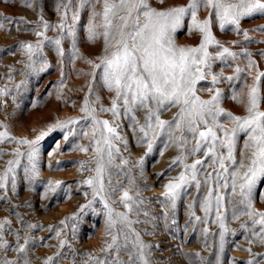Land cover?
<instances>
[{"label":"rangeland","instance_id":"1","mask_svg":"<svg viewBox=\"0 0 264 264\" xmlns=\"http://www.w3.org/2000/svg\"><path fill=\"white\" fill-rule=\"evenodd\" d=\"M28 2L0 0V24L3 25L0 27V90L5 93L0 95V132H7L9 136V140L0 143V177L8 169V161L17 159L14 153L25 154L19 157V165L12 166L14 170L7 173L5 187L0 189V223L8 221L0 232L3 237L0 243L7 242L9 245L7 251L0 248V264H4L5 260L12 264H44L45 261H49V264H100L101 261L115 260L116 253L108 250L112 237L108 234L107 209L100 198L97 197L81 211V205H87L92 199V189L80 182L94 176L96 168L93 125L80 112L85 97L88 96L90 106L97 109V119H112L110 113H100L99 107H110L114 94L103 87L101 71L93 66L105 54L104 40L102 36L94 40L88 38V27L94 13L97 14L95 23H102L103 0H91V4L80 11V19L74 25V36L66 32L62 34L60 29L53 27L40 38L35 32L44 31V21L52 25L60 23L63 9L57 11V5L61 0H31V8L25 6ZM189 2L150 0V6L166 10L187 7ZM78 3L79 0H73L68 25H73L71 17ZM210 11L201 7L197 12L199 21L211 19L212 35L219 42L218 45L209 46V54L215 58L220 56L223 48H227L236 55L213 59L211 72L219 78L218 82L213 84L212 76H207L197 83L196 94L203 100H209L214 95V91L209 89L219 90L221 107L235 116L245 117L247 111L244 104L234 101L232 97L239 93V99L246 101L248 86L253 84L256 71L264 72V56L261 55L264 53V34L256 31L264 27V14L243 17L239 25L225 24L222 27L215 16H209ZM5 19L23 23H4ZM190 25L191 18L186 16L181 28L173 34L177 46L197 47L201 43V33L192 30ZM97 31L102 32L103 29L98 28ZM244 32L248 34L247 39ZM57 38L61 40L59 48L63 50V56L52 42ZM38 42L40 51L29 60L22 45H36ZM245 53L250 55L246 57ZM248 59L255 62L251 71L248 69ZM88 60L93 61V65H89ZM45 62L47 67H44ZM237 66L243 70L241 79L227 80V77L236 76L234 69ZM94 72L97 73L95 90L90 94L89 85L93 82ZM260 87V95L264 98V77ZM97 97L100 98L99 103L95 102ZM260 110L264 111V103ZM176 111L173 108L161 118L170 120ZM137 116L143 122L144 113H137ZM71 120L79 123L63 129L54 127L36 146L38 171L33 174L26 156L28 146L18 145L15 141L35 140L41 131L47 132L50 126ZM117 123L121 125L119 135L127 142V148L123 142L116 143L120 151L115 154L104 176L105 199L113 213L127 211L120 202L125 190L135 200L145 201L139 207L146 210L149 216H143L142 212L137 216L133 212L129 218L142 221L135 224L134 229L142 243L149 246L145 251L151 264H246L253 256V264L255 260H261V264H264V246L252 235L259 225H251V218L241 214L244 206L237 203L241 199L238 195L220 189V194L226 197L221 210L226 231L220 227L214 200L212 210L207 215L201 208L208 192L207 185L199 191L194 184L190 185L177 200L175 209L171 206L165 209L164 204L157 201L163 200V186L183 171L182 166H172V170H168L169 162L179 155L180 149L174 144L165 148L168 137L161 136L155 140L153 151L143 164H139L146 151L137 140L139 131L134 133L126 120ZM225 127L230 129L233 125L226 123ZM68 128L72 129L71 133ZM65 135H68L67 141ZM99 135L96 133L97 138ZM179 135V132L174 133L175 137ZM246 141L247 136L243 132L237 134L234 155L238 161L245 160L247 156L244 147ZM81 148H87V153L80 151ZM81 162L84 164L83 171ZM186 162L192 163L193 158L189 157ZM89 168L92 170H87ZM161 172L165 173L164 176H159ZM50 173L62 177L51 176ZM109 174L112 177L110 186ZM13 176L15 188L11 182ZM200 179L203 180V176ZM57 182L60 186L51 191L50 187ZM113 188L118 190L113 192ZM253 197V209L258 213L264 212V183L260 178L256 180ZM57 208L59 212L51 214ZM196 217H200V220L197 221ZM146 220L150 222H143ZM245 224L251 227H242ZM221 231H224L223 239ZM111 232L117 234V229L113 228ZM89 238L91 242L86 241L87 244L83 245V241ZM250 240L254 242L249 243ZM118 243L125 244L122 235ZM17 245H23L25 251L18 252ZM128 247L132 248V244L129 243ZM119 259L126 262L128 257L122 253Z\"/></svg>","mask_w":264,"mask_h":264},{"label":"snow or ice","instance_id":"2","mask_svg":"<svg viewBox=\"0 0 264 264\" xmlns=\"http://www.w3.org/2000/svg\"><path fill=\"white\" fill-rule=\"evenodd\" d=\"M90 4L91 0H79L78 7L71 17L73 25H68V13L72 11L73 0H67V2L61 0L57 5V11L63 9L60 23L52 25L44 21L42 24L44 31L37 30L35 35L37 38L43 37L44 32L55 27L60 29L62 34L66 32L68 35L74 36V25L80 19V11ZM25 6L33 7L31 0ZM201 7L210 9L209 16H215L222 27L225 24L239 25L243 17L256 13L264 14V0H190L187 7L178 6L166 10L152 8L150 0H103L102 23H95L97 14L94 13L89 24L88 38L94 40L102 36L105 54L98 58V64L93 65L91 60H88L87 63L101 71L100 79L103 87L114 94L110 100V107L105 108L102 105L99 107L100 113L111 114V121L96 118L97 109L90 106L88 96L85 97L84 104L80 108V112L92 122L93 140L96 144V147L93 148L96 157L95 175L80 182L92 189V199L87 205H81V211L89 207L97 197L100 198L104 208L107 209L110 230L108 234L112 237L108 250L114 251L117 256L115 260L101 261L100 264H151L147 259L148 253L145 251L149 246L142 243L139 234L134 229V225L142 221L129 218L133 212L137 216L141 212L143 216H149L146 210L139 207L145 201L135 200L125 190L120 197V202L127 211L113 213L105 199L104 176L107 174V169L111 166L115 154L120 151L116 147V143L123 142L125 149L127 148V142L119 135L122 128L117 122L122 120L128 121V126L134 133L139 131L140 135L137 140L142 147L146 148L144 156L138 161L139 164H143L147 155L153 151L155 140L161 136L168 137V144L165 145V148L174 144L180 149L179 155L169 162L168 170H172V166H182L183 171L172 177L163 186V200H158V203L164 204L165 209L169 206L175 209L177 200L190 185L194 184L198 191L202 186L207 185L208 192L201 208L207 215L212 210L214 200L220 227L226 231L223 223L224 217L221 214L226 200V197L220 194V189L223 188L229 194L238 195L241 198L237 201L238 204L244 206L241 214L251 218V225H259V229L254 230L252 235L264 246V212L258 213L252 207L253 189L257 178H260L264 183V111L260 110L261 104L264 103V98L260 95L264 72L256 71L253 84L248 86L246 101L239 99V93L232 97L234 101L244 104L247 111L245 117L235 116L221 107V92L219 90L210 88V91H214V95L209 100H203L196 94L197 83L206 79L207 76H212L213 84L218 82L219 78L211 72L213 59H220L224 56L235 57L236 55L229 52L227 48H223L218 57L213 58L209 54V46L218 45L219 42L212 35L211 19L203 21L197 19V12ZM186 16L191 18V29L199 31L202 35L201 43L197 47L177 46L175 43L173 34L181 28ZM4 23L18 25L23 21L5 19ZM2 26L0 24V27ZM98 28H102L103 31L98 32ZM256 31L264 34V27L258 28ZM243 35L246 39L248 38L247 32H244ZM52 42L57 45L59 54L63 56L64 52L59 48L61 40L57 38ZM22 47L27 52L29 60H32L33 56L40 51L39 42L36 45L24 44ZM73 47L75 48V44ZM244 55L247 57L250 54L245 53ZM261 55L264 56V53ZM44 67H47L46 62ZM254 67L255 62L248 59L249 71ZM242 71L237 66L234 69L236 76L226 79L229 81L241 79ZM92 75L93 82L89 85L90 94L95 90L97 73L94 72ZM4 94V91L0 90V95ZM99 99L97 97L95 102L99 103ZM173 108L177 111L170 120L161 118L165 112H169ZM140 112L144 113L143 122L137 116V113ZM222 117L224 119H221ZM78 123L79 121L76 120L67 121L63 124L50 126L47 132L41 131L35 140L15 141L18 145L28 146L29 150L26 156L31 164L33 174L38 171L36 146L39 142L54 127L63 129L68 125ZM226 123L232 124L233 127L226 128ZM68 131L71 133L72 129L68 128ZM175 132H179L180 135L175 137ZM240 132L247 136L244 146L247 152L246 163L245 160L238 161L234 155L236 137ZM96 133H100L99 138L96 137ZM84 135L87 136V132ZM64 139L67 141L68 135H65ZM7 140H9L8 133L0 132V143ZM190 144L191 147H189ZM80 151L87 153L88 149L81 148ZM14 155L17 159L8 161L9 167L4 176L0 177V189L5 187L7 173L14 170L12 166L19 165V157L25 154L16 152ZM105 156L107 160H105ZM189 157L193 158L192 163L186 162ZM81 170H85L83 162H81ZM87 170L91 171L92 169ZM164 174L161 172L159 176H164ZM201 176H203V180L200 179ZM111 179L109 174V186ZM11 182L15 188L14 176ZM59 186V182H57L55 186L50 187V190L54 192ZM117 190V188L112 189L113 192ZM85 195L87 196V193ZM138 195L139 193H137ZM256 195L258 196L259 192ZM234 218L238 219L239 216ZM196 219L199 221L200 217H196ZM7 223L6 220L0 223V232L3 231ZM251 225L245 224L242 227L248 228ZM29 227L34 226L29 225ZM113 228L117 229V234H112L111 229ZM224 231L220 232L221 239H223ZM121 235L125 241L124 245L118 243ZM0 240H3L2 236H0ZM248 242L253 243L254 241ZM129 243L132 244V248L128 247ZM61 244L63 245V242ZM8 247L7 242L0 243V248L5 251ZM17 251L23 253L25 247L17 245ZM248 251L252 255L251 248ZM122 253L128 257L126 262L119 259ZM254 259L253 256V259L246 261V264H253ZM4 264H12V262L5 260ZM44 264H49V261H45ZM255 264H261V260H255Z\"/></svg>","mask_w":264,"mask_h":264},{"label":"bare ground","instance_id":"3","mask_svg":"<svg viewBox=\"0 0 264 264\" xmlns=\"http://www.w3.org/2000/svg\"><path fill=\"white\" fill-rule=\"evenodd\" d=\"M50 175H51V176H55V177L58 176L59 178L62 177L61 175H56V174H53V173H50ZM56 211L59 212V209L57 208V209L53 210L51 214H54ZM91 240H92V239H91ZM91 240H90V238H89L88 240L85 239V240L83 241V245H86L87 242H91ZM86 241H87V242H86Z\"/></svg>","mask_w":264,"mask_h":264}]
</instances>
